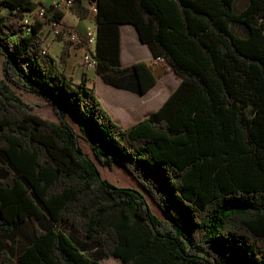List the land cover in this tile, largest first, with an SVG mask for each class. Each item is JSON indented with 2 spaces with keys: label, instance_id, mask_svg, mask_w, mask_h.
<instances>
[{
  "label": "trees",
  "instance_id": "1",
  "mask_svg": "<svg viewBox=\"0 0 264 264\" xmlns=\"http://www.w3.org/2000/svg\"><path fill=\"white\" fill-rule=\"evenodd\" d=\"M87 1L106 83L142 94L156 82L144 61L121 65L122 23L180 83L123 127L66 74L68 42L58 58L45 47L44 27L64 12L39 17L40 0H0V235L31 228L0 239V264H264V0ZM69 10L89 16L83 0ZM12 85L44 98L58 121ZM69 115L95 160L121 164L142 190L100 176Z\"/></svg>",
  "mask_w": 264,
  "mask_h": 264
},
{
  "label": "crops",
  "instance_id": "2",
  "mask_svg": "<svg viewBox=\"0 0 264 264\" xmlns=\"http://www.w3.org/2000/svg\"><path fill=\"white\" fill-rule=\"evenodd\" d=\"M45 5L48 0H40ZM95 16L89 14L87 18H79L70 10L64 12L62 24L74 28L78 32H85L96 27ZM119 30V59L122 66H129L138 61L151 65L156 82L146 92L140 94L135 91L114 87L106 83L95 72V68H84L82 65V49L75 48L67 43L68 57L64 65L65 72L76 84L82 80L88 87L94 89L112 117L123 127L128 126L156 110L170 93L180 83V78L163 64L153 61V54L148 44L141 42L135 26L131 23H122ZM55 38L56 54L58 58L66 40L65 36L58 34ZM163 80V81H162ZM163 82V83H162Z\"/></svg>",
  "mask_w": 264,
  "mask_h": 264
},
{
  "label": "rangeland",
  "instance_id": "3",
  "mask_svg": "<svg viewBox=\"0 0 264 264\" xmlns=\"http://www.w3.org/2000/svg\"><path fill=\"white\" fill-rule=\"evenodd\" d=\"M246 2H247V0H236L235 8L236 9H242ZM233 29L239 32L240 31L239 24H234ZM43 34L45 37V39H44L45 47L47 48V50L51 54H53V55L56 54L57 53V51H56L57 46H56V43H54V41H55V38L58 37L57 36L58 34H56L53 31L52 27L49 24H47L44 27ZM64 41H67V40L64 39ZM4 61H5L4 56L2 54H0V76H3ZM12 87L16 92L20 93V95L24 101L29 102V103L34 105V112L36 114H38L44 118H47L49 120L58 121L57 115L55 114L52 106L47 104L45 102L44 98H42L41 96H39L33 92L22 90V89L14 86V85H12ZM96 95H97V93H96ZM66 119L72 124V126L75 128L76 132L78 133L79 144H80L81 148L83 149V151L88 153L96 162L97 167H98L99 172H100V176L103 179H105V180H107V181H109L115 185H118V186L131 187V188H135L138 190H142V188L137 184V182L132 178V176L126 171V169L121 164H119L117 162H113V164L110 167L100 165L95 160V158L93 157L91 150H90V141H88V139L85 138L83 132H81L79 130V126L77 124L76 119L71 115L66 116ZM145 196L149 200L152 212L155 213L158 217L163 218L164 217L163 213L150 200V198L147 196V194H145ZM30 232H31L30 226L24 225L22 227V229H18L17 232L15 234H13V237H10L9 235L6 234V235H0V239L2 241H6L8 239L12 240V238H13V241H21L22 240V233L23 234H30ZM101 263L102 264H122L118 259H116L114 257H110L108 259H102Z\"/></svg>",
  "mask_w": 264,
  "mask_h": 264
},
{
  "label": "built area",
  "instance_id": "4",
  "mask_svg": "<svg viewBox=\"0 0 264 264\" xmlns=\"http://www.w3.org/2000/svg\"><path fill=\"white\" fill-rule=\"evenodd\" d=\"M49 4L45 5H37L35 9V14L39 17H43L46 13L47 6H51L53 10H59L62 12H65L69 10V8L73 4V0H48ZM85 5L89 8V14L92 16H95L96 13V6L94 1H87L83 0ZM33 16L31 13L26 14L24 21L30 22L32 20ZM53 31L56 34H62L65 36L66 40L70 43L71 46L75 48H81L82 49V65L84 68H95L97 65V60L93 57L91 51L95 47V41H96V27H93L92 29H88L85 32H78L74 28L67 27L62 24V21H54L51 24H49ZM154 63L156 64H163L164 59L160 56L153 58Z\"/></svg>",
  "mask_w": 264,
  "mask_h": 264
}]
</instances>
